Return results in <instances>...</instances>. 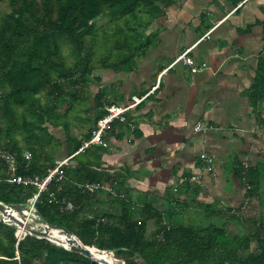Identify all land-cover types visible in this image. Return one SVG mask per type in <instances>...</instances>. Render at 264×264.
Returning a JSON list of instances; mask_svg holds the SVG:
<instances>
[{
    "label": "trees",
    "instance_id": "obj_1",
    "mask_svg": "<svg viewBox=\"0 0 264 264\" xmlns=\"http://www.w3.org/2000/svg\"><path fill=\"white\" fill-rule=\"evenodd\" d=\"M174 1L0 0V5L4 3L8 8L0 11V149L17 156V173L44 176L54 166L53 152L60 142L51 128L61 127L73 143L64 178L54 179L48 190L40 193L35 202L39 214L34 207L30 211L28 220L33 224H41L44 219L63 226L84 244L106 253L114 251L130 264H264V161L248 167L245 175L248 186L244 198L249 211L238 207V213L232 211L228 217L231 223L243 226L244 231L230 230L227 220L204 226L168 223L153 203L138 201L128 191L127 195L122 190L125 196L119 198L107 191L81 193L74 186V182L86 180L105 181L121 191L119 175L99 168L101 146L89 144L81 150L93 128L82 136L74 135L69 117L75 113L77 118L74 110H81L83 87L96 68H133L143 47L148 46L141 43L143 24L160 16L164 7ZM104 16L114 25L112 35L121 33L123 39L94 59L110 37L106 30L99 33L96 26ZM66 42L72 45V62L63 52ZM114 54L117 60L110 63ZM263 72L264 68L254 87V102L264 99ZM94 102L98 111L92 127L106 111L101 99L94 98ZM117 124L122 125L113 121L110 127ZM25 151L30 153L29 159L24 157ZM9 176L0 159V201L27 202L35 187L10 183ZM57 185L62 188L58 192ZM50 192L72 201L75 209L61 210L55 202H49ZM104 202L117 204L119 209L98 206ZM30 205L19 211L23 219ZM149 223L153 224L151 232ZM15 232L14 226L0 221V264H101L74 246L65 248L28 233L18 239Z\"/></svg>",
    "mask_w": 264,
    "mask_h": 264
},
{
    "label": "crops",
    "instance_id": "obj_2",
    "mask_svg": "<svg viewBox=\"0 0 264 264\" xmlns=\"http://www.w3.org/2000/svg\"><path fill=\"white\" fill-rule=\"evenodd\" d=\"M263 22L264 0H175L143 24L141 43L148 46L132 69L98 68L84 85L81 127L98 111L94 98L128 103L148 93L129 112L133 133L117 124L106 131V146H94L102 149L99 168L119 175L118 188L153 203L163 219L176 223L198 211L234 224L228 217L246 200L241 167L264 161V99L254 102L264 68ZM187 49L192 64L160 73ZM198 124L211 128L195 130ZM51 132L60 141L55 163L72 155L73 143L61 127ZM203 152L213 157V174L202 166ZM198 173L197 181L187 180Z\"/></svg>",
    "mask_w": 264,
    "mask_h": 264
},
{
    "label": "built area",
    "instance_id": "obj_3",
    "mask_svg": "<svg viewBox=\"0 0 264 264\" xmlns=\"http://www.w3.org/2000/svg\"><path fill=\"white\" fill-rule=\"evenodd\" d=\"M189 49L184 50L181 52L178 56H176L168 65L167 67L162 70L160 73L166 71L169 67L173 66L177 62H183L185 64H192L193 61L191 57L187 55ZM154 89V88H153ZM146 93L144 96H140L138 98H135L133 101H130L128 103H109L105 105V113L102 117L97 119L93 129L91 137L84 141L81 150L85 147H87L89 144H98L101 146H106L107 143L104 139V135L106 131L110 128V125L113 121H118L122 124H125L128 131L133 133L135 131L136 125L134 121L129 117V112L137 105L139 104L142 99L147 95ZM205 128H211L202 126L201 124H198L195 126V130H204ZM24 157L29 159L31 157L30 153L25 151ZM73 155V154H72ZM72 155H69L68 157H65L63 159L56 160L54 163V166L49 168L44 176L34 175V176H24L23 174L17 173L18 168V158L15 154H13L11 151L1 148L0 149V159L5 163L7 169L10 172V176L7 178V181L10 183H17V184H23V185H32L35 187V191L32 194L30 198L27 199L28 203H30L33 207L35 206V202L37 201L40 193L42 191L48 190V185L55 179L56 181L62 180L64 178V167L68 164L69 159L72 157ZM202 166L203 168L209 172H213V157L207 153L203 152L202 155ZM248 169V164H244L242 169V174L245 177ZM201 174H192L190 175L187 180L189 182H195L200 178ZM246 180V178H245ZM246 183V181H245ZM74 186L81 192V193H89L93 194L99 191H107L108 193L117 196L119 198H123L125 194L123 191L117 190L115 186H112V184H109L105 181H80V182H74ZM246 186H248V183H246ZM57 191H60L61 185H57ZM49 202H55L61 210H74L75 204L70 201L69 199L63 197V196H56L52 192H50L49 196ZM248 201L247 199L243 202V204L239 207L241 211L245 210L247 208ZM34 209H36L34 207ZM234 213H238L237 210H232ZM5 223L10 224L9 221H6ZM17 230V228H16ZM18 239H22L27 233L24 231L15 232Z\"/></svg>",
    "mask_w": 264,
    "mask_h": 264
},
{
    "label": "rangeland",
    "instance_id": "obj_4",
    "mask_svg": "<svg viewBox=\"0 0 264 264\" xmlns=\"http://www.w3.org/2000/svg\"><path fill=\"white\" fill-rule=\"evenodd\" d=\"M7 10H8V8H7L6 4L2 3L0 5V11L3 12V11H7ZM108 20H109V17H107V16L101 17L97 20L96 26H97L99 33H101L103 30L104 31L106 30L110 34V37H108V42H106V41H105V43L103 42L104 44L99 49V54H96L94 59H98L100 56L105 55L110 49L113 48L115 41L123 39V36L121 33H116V34L112 35V29L114 28V25L112 24V22L110 23ZM132 25H135L137 27V24H135V23H133ZM101 40H104V39H101ZM71 49H72V45H70V43H67V42L64 43L63 52H64L68 62H72L75 59V57L71 53ZM114 59H116L115 54L110 59V63L115 61ZM98 68H102V67L99 66ZM98 68H96V69H98ZM74 112H78V118H76L74 116L75 113L71 117H69L70 121H71L70 130L73 134H78V133H81V131H85L87 129L93 128L92 123L90 121L89 122H87V121L82 122V127H81V110L79 109V107H77L76 110H74ZM18 139H19V143L23 144L22 137L18 136ZM55 152H53V153L55 154ZM261 189L264 190V179L261 183ZM262 195L264 196V193ZM25 203L29 204L28 201ZM27 208H28V206L24 207L23 209H27ZM247 211H249L248 208H247ZM18 213H19V211H18ZM171 220L172 219L169 217H165V219H164V221L168 222V223ZM175 220H176V223L192 224L195 226H204V225H207L209 223H216V224L222 223L224 219L221 218V216H219L217 213L206 214V213L194 211L193 214H190L188 216L185 214H180L175 218ZM151 227L153 228V224L149 223L148 224V231H150L149 229ZM228 228L230 230H233V231H242V230L244 231L243 226L236 225V224H230V225H228ZM100 252L105 257L114 258L116 260H122V258L118 257L114 251H110V250L107 251L110 254L106 253L105 251H101V250H100Z\"/></svg>",
    "mask_w": 264,
    "mask_h": 264
},
{
    "label": "water",
    "instance_id": "obj_5",
    "mask_svg": "<svg viewBox=\"0 0 264 264\" xmlns=\"http://www.w3.org/2000/svg\"><path fill=\"white\" fill-rule=\"evenodd\" d=\"M26 206H27V203H5L3 201H0V221H3V222L9 221L10 225L14 226L15 228L19 226L21 227L22 231L28 234L35 235L39 238H45L65 248H70L74 246L79 253L101 264H130L123 260H116V259L96 256L94 253H91V251L89 250L90 246L84 244L74 233H72L71 231H69L63 226L48 223L43 219L46 227L37 228L29 223H26L22 219L17 218L16 216L12 214V210L20 211ZM35 211L37 212V214H39L36 209ZM51 229L58 230L61 233L65 234L66 239L63 240L55 236L51 232Z\"/></svg>",
    "mask_w": 264,
    "mask_h": 264
},
{
    "label": "bare ground",
    "instance_id": "obj_6",
    "mask_svg": "<svg viewBox=\"0 0 264 264\" xmlns=\"http://www.w3.org/2000/svg\"><path fill=\"white\" fill-rule=\"evenodd\" d=\"M32 208H33V206L30 205V210H29L28 215L30 214V211L32 210ZM12 214H13L14 216H16L17 218H20V219H22L23 221H25L26 223H29V224H31V225L37 227V228H45V227H46V225L44 224V221H43L42 218H41V219H42V223H41V224H33V223H31V222L28 221V217H26L25 219H23V218L20 216V214L18 213L17 210H12ZM17 228L21 230V227L17 226ZM17 232H18V230H17ZM51 232H52L55 236L59 237L60 239H63V240L66 239V235L63 234V233H61V232L58 231V230L51 229ZM89 250L91 251V253H94L96 256H99V257H105V256H103V255L101 254V252H100L99 249H95V248H93V247H89ZM105 258H108V257H105ZM110 259H114V258H110Z\"/></svg>",
    "mask_w": 264,
    "mask_h": 264
}]
</instances>
